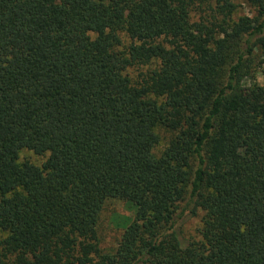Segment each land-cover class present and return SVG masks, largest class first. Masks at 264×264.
<instances>
[{"label":"trees","instance_id":"trees-1","mask_svg":"<svg viewBox=\"0 0 264 264\" xmlns=\"http://www.w3.org/2000/svg\"><path fill=\"white\" fill-rule=\"evenodd\" d=\"M248 3L0 0V264H264V0ZM108 199L135 213L104 251Z\"/></svg>","mask_w":264,"mask_h":264},{"label":"rangeland","instance_id":"rangeland-1","mask_svg":"<svg viewBox=\"0 0 264 264\" xmlns=\"http://www.w3.org/2000/svg\"><path fill=\"white\" fill-rule=\"evenodd\" d=\"M231 1L236 5L234 12L235 18L242 15L252 16L254 14L253 7L250 6L248 0ZM122 40L123 43L128 42L124 35H122ZM142 69H144V67ZM139 72L140 69L137 67L128 69L129 76L134 80L137 78ZM253 79L254 77L249 75L241 80V91L250 86ZM256 81L259 84L263 82L260 73L257 74ZM26 160L36 165H41L45 160V155H35L32 151L24 149L19 153V161ZM134 213L135 206L130 202L121 199H108L105 201L97 222V236L99 246L102 250L111 251L116 247L124 229L133 220ZM200 225V215L191 216L188 212L181 216L176 222V227L184 238L197 239Z\"/></svg>","mask_w":264,"mask_h":264}]
</instances>
